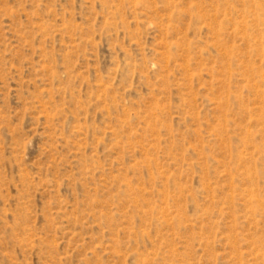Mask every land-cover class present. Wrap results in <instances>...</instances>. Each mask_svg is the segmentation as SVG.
Returning <instances> with one entry per match:
<instances>
[{"label":"rangeland","instance_id":"obj_1","mask_svg":"<svg viewBox=\"0 0 264 264\" xmlns=\"http://www.w3.org/2000/svg\"><path fill=\"white\" fill-rule=\"evenodd\" d=\"M0 264H264V0H0Z\"/></svg>","mask_w":264,"mask_h":264}]
</instances>
